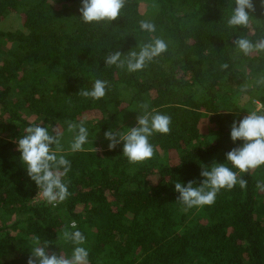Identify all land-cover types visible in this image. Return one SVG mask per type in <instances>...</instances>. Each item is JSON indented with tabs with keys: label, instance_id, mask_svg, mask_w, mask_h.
Instances as JSON below:
<instances>
[{
	"label": "trees",
	"instance_id": "obj_1",
	"mask_svg": "<svg viewBox=\"0 0 264 264\" xmlns=\"http://www.w3.org/2000/svg\"><path fill=\"white\" fill-rule=\"evenodd\" d=\"M146 1L151 14L126 0L115 21L88 24L83 0H0V264H27L35 237L49 254L70 255L65 228L87 237L90 264H264V166L241 174L247 188L221 190L212 206L184 210L175 191L176 182L200 186L205 167L228 163L226 153L243 146L230 135L250 113L242 93L264 114V51L245 55L235 44L264 39V4L252 0L248 25L233 28L236 0ZM12 16L19 25L4 29ZM141 21L155 31H142ZM156 39L167 51L140 71L105 62ZM95 79L108 82L107 95L83 99ZM144 104L172 119L170 134L151 138V160L130 163L123 142L70 151L66 121L84 123L91 138L124 112L143 114ZM40 123L62 130L60 154L72 165L64 177L72 195L55 205L34 202L39 187L16 143Z\"/></svg>",
	"mask_w": 264,
	"mask_h": 264
},
{
	"label": "clouds",
	"instance_id": "obj_2",
	"mask_svg": "<svg viewBox=\"0 0 264 264\" xmlns=\"http://www.w3.org/2000/svg\"><path fill=\"white\" fill-rule=\"evenodd\" d=\"M125 3L126 0H83L80 8L82 20L88 24L115 21ZM248 10L254 11L252 0H236V7L227 21L228 26L233 28L247 26L250 19ZM140 29L154 32L155 25L149 21H141ZM235 44L245 55H250L254 51H264V39L253 43L241 36ZM166 51L167 43L162 39H156L144 44L138 52H130L126 58H122L124 54L120 51H115L109 52L104 59L109 66L114 65L128 72H136ZM108 88L106 80L95 79L90 88H83L80 91V96L85 100L97 102L107 95ZM142 108L144 111L138 116L136 127L122 132L115 130L105 132V138L110 141L109 150L115 149L123 142V155L132 164L151 160L157 152L151 138L155 134L168 135L172 131V119L169 115L155 110L149 111L147 104L142 105ZM65 123L67 132L72 134L70 151L73 153L84 151V146L89 142L88 127L84 123L78 124L73 121ZM24 133L25 135L16 143L28 176L39 187L35 200L43 199L51 205L64 202L72 195L68 183L64 180L72 165L65 155L60 154L64 151L62 130L52 125L45 127L40 123L26 127ZM230 135L233 142L244 143L242 147L233 148L226 153L228 163H214L211 168L205 167L201 172L204 180L200 186H195L192 181L186 185L175 183V191L179 193L178 201L184 206V210L214 205L221 190L230 191L237 185L241 189H246L248 181L241 174L264 166V114L254 111L239 122L234 121ZM229 164L232 167H229ZM257 188L264 190V183L258 182ZM71 227L76 228L75 221H72ZM62 239L73 245L70 255L49 254L48 244L35 237L27 264H90V251L85 246L87 237L83 232L65 228Z\"/></svg>",
	"mask_w": 264,
	"mask_h": 264
},
{
	"label": "rangeland",
	"instance_id": "obj_3",
	"mask_svg": "<svg viewBox=\"0 0 264 264\" xmlns=\"http://www.w3.org/2000/svg\"><path fill=\"white\" fill-rule=\"evenodd\" d=\"M140 8L142 11H148V14L153 13L151 8H150V3L147 2L146 0L145 1L141 0ZM16 23H18V25H19L20 16L10 17L9 20H6V22H5L6 26L3 28L4 29H10ZM240 96H241V100H242L240 102V108H241L243 113H246V111H245L247 108L246 106H248L250 113L257 111L261 108L259 103L256 101H254L253 105H252L251 102H249V100H250V98H248L249 96L245 92L242 93ZM136 118H138V117H137V112L135 110L124 112L121 115H119V117L116 119L115 125L113 126V128L111 130L122 132V131H126L127 129L133 128L137 124ZM3 137H4V139L9 140L8 135H4ZM70 137L72 139V134L70 135ZM109 143H110V141L105 138V134H102V135L96 134L93 137L89 138V142H88V144H86L84 146V149L85 150L90 149V150L102 151L105 148L109 147ZM34 202H46V201H44L43 199H37Z\"/></svg>",
	"mask_w": 264,
	"mask_h": 264
},
{
	"label": "built area",
	"instance_id": "obj_4",
	"mask_svg": "<svg viewBox=\"0 0 264 264\" xmlns=\"http://www.w3.org/2000/svg\"><path fill=\"white\" fill-rule=\"evenodd\" d=\"M260 105V104H259ZM260 107H261V105H260Z\"/></svg>",
	"mask_w": 264,
	"mask_h": 264
}]
</instances>
